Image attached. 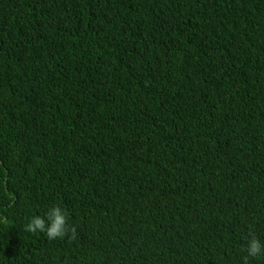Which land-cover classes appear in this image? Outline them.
Listing matches in <instances>:
<instances>
[{
    "label": "trees",
    "instance_id": "1",
    "mask_svg": "<svg viewBox=\"0 0 264 264\" xmlns=\"http://www.w3.org/2000/svg\"><path fill=\"white\" fill-rule=\"evenodd\" d=\"M57 205L76 240L23 231ZM250 231L264 0H0V264H243Z\"/></svg>",
    "mask_w": 264,
    "mask_h": 264
},
{
    "label": "clouds",
    "instance_id": "2",
    "mask_svg": "<svg viewBox=\"0 0 264 264\" xmlns=\"http://www.w3.org/2000/svg\"><path fill=\"white\" fill-rule=\"evenodd\" d=\"M69 213L60 206L48 209L45 215H35L24 225L23 231L31 234L42 233L49 241L67 238L69 242L77 239V228L68 223ZM246 253L243 256V264H250V259L264 257V242L250 231L246 237V245L243 246Z\"/></svg>",
    "mask_w": 264,
    "mask_h": 264
}]
</instances>
